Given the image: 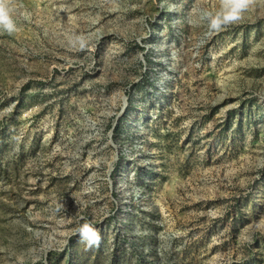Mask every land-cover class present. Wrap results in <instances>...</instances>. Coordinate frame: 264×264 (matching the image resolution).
Instances as JSON below:
<instances>
[{
    "label": "rangeland",
    "instance_id": "1",
    "mask_svg": "<svg viewBox=\"0 0 264 264\" xmlns=\"http://www.w3.org/2000/svg\"><path fill=\"white\" fill-rule=\"evenodd\" d=\"M8 2L0 264H264V0Z\"/></svg>",
    "mask_w": 264,
    "mask_h": 264
},
{
    "label": "clouds",
    "instance_id": "2",
    "mask_svg": "<svg viewBox=\"0 0 264 264\" xmlns=\"http://www.w3.org/2000/svg\"><path fill=\"white\" fill-rule=\"evenodd\" d=\"M250 7L249 0H218L213 10H193V24H206L208 34L219 33L225 28L233 25L244 18ZM20 30V16L8 0H0V32L9 35ZM80 39V38H78ZM215 216V211L209 212ZM80 242L86 249L98 246L101 240L99 230L85 220L78 228Z\"/></svg>",
    "mask_w": 264,
    "mask_h": 264
}]
</instances>
